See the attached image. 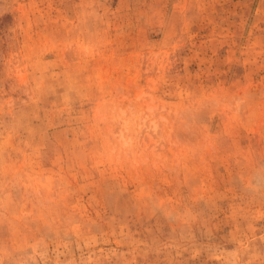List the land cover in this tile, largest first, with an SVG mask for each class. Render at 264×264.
I'll return each instance as SVG.
<instances>
[{
  "label": "rangeland",
  "instance_id": "rangeland-1",
  "mask_svg": "<svg viewBox=\"0 0 264 264\" xmlns=\"http://www.w3.org/2000/svg\"><path fill=\"white\" fill-rule=\"evenodd\" d=\"M0 264H264V0H0Z\"/></svg>",
  "mask_w": 264,
  "mask_h": 264
}]
</instances>
